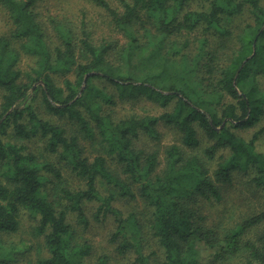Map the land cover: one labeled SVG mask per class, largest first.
I'll return each mask as SVG.
<instances>
[{
  "label": "trees",
  "instance_id": "obj_1",
  "mask_svg": "<svg viewBox=\"0 0 264 264\" xmlns=\"http://www.w3.org/2000/svg\"><path fill=\"white\" fill-rule=\"evenodd\" d=\"M61 1L50 11L46 0H0L8 23L0 33V237L17 232L27 211L46 249L33 264H115L113 257L128 254L130 264H150L155 253H144L147 235L162 264H201V243L214 249L207 264L241 253L246 264H264V205L220 233L201 214V203L220 202L236 175L264 191V153L256 147L262 131L249 140L234 132L264 115V0H78L75 12ZM87 5L107 19L103 32L87 17ZM23 57L32 59L28 72L19 67ZM38 97L45 113L66 119L74 133L43 118L33 105ZM138 100L163 112L113 117L119 102ZM160 124L181 142L166 147L163 161L135 145L142 134L159 141ZM86 139L101 155H85ZM31 140L82 185L64 184L60 168L17 144ZM120 198L147 205L145 227L114 206ZM70 216L83 228L112 218V255L93 256L88 241H75ZM257 226L256 239L244 240ZM24 251L0 238V264Z\"/></svg>",
  "mask_w": 264,
  "mask_h": 264
},
{
  "label": "rangeland",
  "instance_id": "obj_2",
  "mask_svg": "<svg viewBox=\"0 0 264 264\" xmlns=\"http://www.w3.org/2000/svg\"><path fill=\"white\" fill-rule=\"evenodd\" d=\"M57 0H46L50 11H58L60 7L57 5ZM112 4L116 0H110ZM61 8L66 10V12H75L80 5L78 0H62ZM85 5V3L83 4ZM60 8V9H61ZM87 17L93 22V26L97 31L103 32L105 28L103 22L107 19L98 9L92 7L91 5L86 6ZM8 29V23L4 16V12L0 9V33H5ZM52 43L55 39L52 38ZM184 40L182 37L178 39V42L182 43ZM190 50L191 47H190ZM33 65L32 59L29 57H23L19 63V67L24 72H28ZM72 79L71 75H68ZM56 81L60 83L63 78L56 77ZM264 88V84H263ZM40 96V95H39ZM33 105L36 107L37 112L48 120H51L56 123L63 124L67 128L69 134L74 133V126L67 123L66 119H58L56 117H51L47 115L41 105V101L38 98L33 102ZM113 117L120 118L130 114L136 115H159L163 112L158 105H155L146 100H138L131 103H121L119 102L113 110ZM158 130L161 133L160 140H153L145 135H141L136 142V147L144 150L145 152H158L160 160L163 161L164 150L166 147L176 144L181 145L180 136L178 132L173 129L166 127L162 124L158 126ZM258 131L259 133L258 140L256 142L257 150L264 153V115L261 118V121L252 128H246L242 130H235V134L243 137L246 140H249L253 134ZM19 146H24L27 152L35 154L39 157V161H48L56 165L57 168H60L62 173V181L64 184L69 187L76 188L82 185L71 172L70 167L66 166L63 163H58L57 157L55 155H49L44 152V145L41 141L31 140V141H17ZM81 146L84 148L85 155L90 159L94 158L97 155H101L100 149L96 141L91 140H82ZM199 149V148H198ZM197 149V150H198ZM192 152L190 149H186V153ZM107 163L113 171L119 172L120 166L116 164L113 159L107 158ZM162 162L159 165V170L162 168ZM1 173V170H0ZM249 176L236 175L232 183L228 186L223 187V199L220 202H205L201 203V214L205 218V224L214 228L217 233H220L222 229L231 223L237 221L240 217L248 216L253 212L258 211L264 205V191H260L254 187L249 181ZM56 184V181L51 183L48 186V189H52ZM114 206L120 210L122 215L127 216L128 214H134L138 221L145 227L148 218L150 217V209L147 205L139 199L128 200L120 198L114 202ZM88 213L94 212V207L92 205H87ZM69 222L73 225V239L78 242L88 241L92 246V255L98 256L102 254H111L113 244L109 242V239L114 232L115 225L112 218H109L103 222H94L91 221L87 228H83L75 223V220L72 216L68 219ZM37 225V222L34 218L30 216L27 211H22L20 217L19 229L15 233L3 234L1 239L4 242L12 243L18 251L16 260L10 264H33V262L41 256L46 255V249L43 246V236L34 235L33 229ZM262 226H257L249 229L244 235V240H255L256 237L261 233ZM145 231V230H144ZM146 232V231H145ZM198 259L201 264H207L208 260L212 261L214 259V249L205 246L204 243H201L198 246ZM145 254L155 253L154 256L150 259V264H162V256L159 247L156 245L155 241L147 235ZM132 254H128L125 257H113V262L115 264H130L132 262ZM247 255L241 253L235 258L226 260V261H215V264H246Z\"/></svg>",
  "mask_w": 264,
  "mask_h": 264
}]
</instances>
